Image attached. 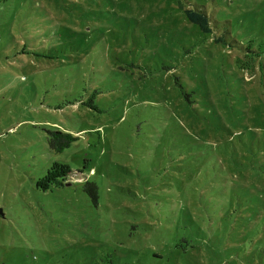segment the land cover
Listing matches in <instances>:
<instances>
[{"label":"rangeland","instance_id":"rangeland-1","mask_svg":"<svg viewBox=\"0 0 264 264\" xmlns=\"http://www.w3.org/2000/svg\"><path fill=\"white\" fill-rule=\"evenodd\" d=\"M0 264H264V0H0Z\"/></svg>","mask_w":264,"mask_h":264},{"label":"trees","instance_id":"trees-1","mask_svg":"<svg viewBox=\"0 0 264 264\" xmlns=\"http://www.w3.org/2000/svg\"><path fill=\"white\" fill-rule=\"evenodd\" d=\"M185 18L187 21L195 26L198 31L203 33H209L210 29L208 26V19L206 15L200 11L186 10ZM217 40V39H216ZM224 42V39L217 41ZM89 107L94 109V106L89 103ZM252 133V136H255L254 130H249ZM234 133H232L233 135ZM240 138V133L237 135ZM77 140V137H74L70 133H66L60 130L50 131L47 138L48 147L54 153H61L65 149L69 148L73 142ZM77 174L72 172L66 165H53L51 171L46 176V184L43 185L44 189H47L51 186H62L63 182L70 181L73 178H79ZM83 190L91 197L92 201L96 203L97 199V190L94 183L85 181L83 184Z\"/></svg>","mask_w":264,"mask_h":264},{"label":"water","instance_id":"water-1","mask_svg":"<svg viewBox=\"0 0 264 264\" xmlns=\"http://www.w3.org/2000/svg\"><path fill=\"white\" fill-rule=\"evenodd\" d=\"M98 140V133L97 132H90L88 133V143L95 144Z\"/></svg>","mask_w":264,"mask_h":264}]
</instances>
